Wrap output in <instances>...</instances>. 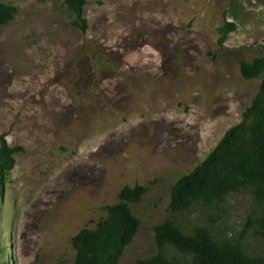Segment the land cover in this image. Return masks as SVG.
I'll list each match as a JSON object with an SVG mask.
<instances>
[{
  "label": "rangeland",
  "instance_id": "obj_1",
  "mask_svg": "<svg viewBox=\"0 0 264 264\" xmlns=\"http://www.w3.org/2000/svg\"><path fill=\"white\" fill-rule=\"evenodd\" d=\"M1 2L18 14L0 29V140L23 151L0 197V264H75L73 238L128 186L148 193L120 264L156 255L154 230L168 219L222 240L264 213L248 191L217 210L169 212L176 182L260 89L240 64L264 57V0H88L87 33L64 0ZM226 22L238 29L221 46ZM244 247L264 259L263 238L250 233Z\"/></svg>",
  "mask_w": 264,
  "mask_h": 264
},
{
  "label": "trees",
  "instance_id": "obj_2",
  "mask_svg": "<svg viewBox=\"0 0 264 264\" xmlns=\"http://www.w3.org/2000/svg\"><path fill=\"white\" fill-rule=\"evenodd\" d=\"M88 4V0H64L73 19L71 25L83 33L89 29L85 16ZM17 14L15 6L0 0V29L11 24ZM237 29L235 23L226 22L219 30L220 45L224 46ZM240 71L243 79L260 81V89L242 114V121L225 134L204 162L176 182L169 207L173 215L183 216L199 205L217 210L230 196L247 191L264 212V57L251 63L242 61ZM22 151L21 147H10L5 137L1 138V200L16 167V156ZM147 193L144 186L125 187L117 203L105 207L106 217L95 228L87 227L75 236L72 240L75 264H120L142 226L132 208L140 205ZM154 232L158 253L138 264H264L263 258L249 256L244 247L250 233L264 240V213L258 216L252 212L239 236L222 240L209 227L198 225L189 231L173 219L157 226ZM168 250L176 256L170 258Z\"/></svg>",
  "mask_w": 264,
  "mask_h": 264
}]
</instances>
